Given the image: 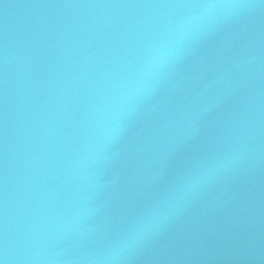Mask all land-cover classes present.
<instances>
[{
    "label": "water",
    "instance_id": "1",
    "mask_svg": "<svg viewBox=\"0 0 264 264\" xmlns=\"http://www.w3.org/2000/svg\"><path fill=\"white\" fill-rule=\"evenodd\" d=\"M230 2L0 0V264H264V0ZM184 30L155 89L131 97ZM234 153L162 226L103 259Z\"/></svg>",
    "mask_w": 264,
    "mask_h": 264
},
{
    "label": "clouds",
    "instance_id": "2",
    "mask_svg": "<svg viewBox=\"0 0 264 264\" xmlns=\"http://www.w3.org/2000/svg\"><path fill=\"white\" fill-rule=\"evenodd\" d=\"M242 6L237 0H231L226 8L235 9ZM187 35L188 31L184 30L179 34L176 41H164L156 49L142 70L140 82L130 90L129 95L131 97H143L155 89L156 81L160 74L163 73L171 62L179 58L181 54L180 41ZM121 118L120 115L114 117L112 126L107 129V137L109 139L114 138L115 133L120 129ZM239 160V154L227 155L222 161L202 169L196 176L191 178L177 192L167 197L163 202L147 209L138 223L133 226L128 238L118 243L103 259L109 262L118 260L140 237L162 226L173 213L180 209L185 201L195 196L200 188L211 183L221 169L227 170L235 166Z\"/></svg>",
    "mask_w": 264,
    "mask_h": 264
}]
</instances>
